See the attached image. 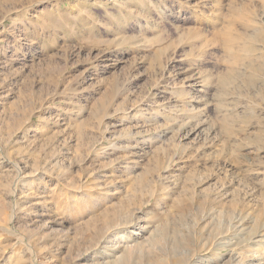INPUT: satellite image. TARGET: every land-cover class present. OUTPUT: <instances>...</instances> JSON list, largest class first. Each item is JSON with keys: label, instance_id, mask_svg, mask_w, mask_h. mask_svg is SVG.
Wrapping results in <instances>:
<instances>
[{"label": "rangeland", "instance_id": "obj_1", "mask_svg": "<svg viewBox=\"0 0 264 264\" xmlns=\"http://www.w3.org/2000/svg\"><path fill=\"white\" fill-rule=\"evenodd\" d=\"M127 252L264 264V0H0V264Z\"/></svg>", "mask_w": 264, "mask_h": 264}, {"label": "bare ground", "instance_id": "obj_2", "mask_svg": "<svg viewBox=\"0 0 264 264\" xmlns=\"http://www.w3.org/2000/svg\"><path fill=\"white\" fill-rule=\"evenodd\" d=\"M221 191V190H220ZM224 193V192H223ZM227 195V194H226ZM220 196V195H219ZM222 196V195H221ZM124 201V200H123ZM122 201V202H123ZM134 201V200H133ZM131 202V201H130ZM121 204V203H120ZM132 204V203H131ZM122 206V205H121ZM120 206V207H121ZM124 206V205H123ZM122 206V207H123ZM128 206H129V204H128ZM118 207V206H117ZM126 207V206H125ZM124 208V207H123ZM127 208H129V207H127ZM126 208H124V210L121 208H117V209H115V210H111V212L109 213V211H108V213H106V215L104 216V219L101 221V222H103L102 224H103V226H104V228H110L111 227V225L115 222V220L117 221V218L118 217H123L124 216V220L127 222V224L128 223H130L131 221H132V219L131 220H129V212L127 211V210H125ZM131 209V208H130ZM121 210H123L122 212H124V215L121 213L120 214V216H119V214L118 213H120L121 212ZM132 210V209H131ZM132 215H134V214H132ZM131 215V216H132ZM133 217V216H132ZM120 219V218H119ZM99 220V219H98ZM97 220V221H98ZM101 220V219H100ZM119 221V220H118ZM125 221H124V223H125ZM205 221V220H204ZM123 223V222H122ZM120 224V223H119ZM118 223H117V225H119ZM96 226H98V225H96ZM95 226V227H96ZM161 227H163V226H161ZM112 228V227H111ZM102 230L103 228H99V227H97V230ZM109 232L111 231V230H108ZM161 232H163V231H161ZM100 239V238H99ZM103 240V239H102ZM101 240V241H102ZM99 241V240H98ZM95 243V242H94ZM101 243V242H100ZM92 246V245H91ZM92 249V248H91ZM93 250V249H92ZM89 251V250H88ZM135 253L133 252H131V253H124L122 256H121V258L120 259H118V260H116L115 262H114V264H136V263H134V261H132V259H134V257H133V255H134ZM162 254V253H161ZM140 256V262L141 263H139V264H145V261H146V259L147 260H149L150 262H152V264H165V263H167L168 261V259L166 260V259H164V258H157V257H155V256H151L150 254H147V255H139ZM194 257V256H193ZM192 257V258H193ZM195 259V258H194ZM167 261V262H166ZM148 263V262H147ZM146 263V264H147ZM151 264V263H150Z\"/></svg>", "mask_w": 264, "mask_h": 264}]
</instances>
